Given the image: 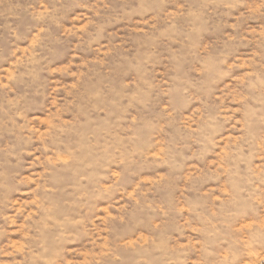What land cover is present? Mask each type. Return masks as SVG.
I'll return each instance as SVG.
<instances>
[{
    "label": "rangeland",
    "instance_id": "374dc122",
    "mask_svg": "<svg viewBox=\"0 0 264 264\" xmlns=\"http://www.w3.org/2000/svg\"><path fill=\"white\" fill-rule=\"evenodd\" d=\"M0 264H264V0H0Z\"/></svg>",
    "mask_w": 264,
    "mask_h": 264
}]
</instances>
